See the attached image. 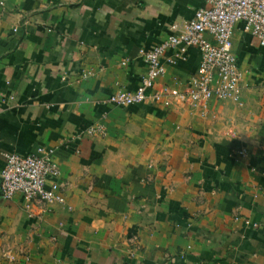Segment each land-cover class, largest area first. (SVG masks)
Instances as JSON below:
<instances>
[{
	"label": "crops",
	"instance_id": "crops-1",
	"mask_svg": "<svg viewBox=\"0 0 264 264\" xmlns=\"http://www.w3.org/2000/svg\"><path fill=\"white\" fill-rule=\"evenodd\" d=\"M206 4L0 0V173L7 152L53 147L66 196L27 208L21 193L3 197L0 176V264H264L259 38L233 28L240 104L107 101L134 90L143 51ZM200 60L191 47L158 81L180 86ZM94 123L105 130L89 133Z\"/></svg>",
	"mask_w": 264,
	"mask_h": 264
},
{
	"label": "built area",
	"instance_id": "built-area-1",
	"mask_svg": "<svg viewBox=\"0 0 264 264\" xmlns=\"http://www.w3.org/2000/svg\"><path fill=\"white\" fill-rule=\"evenodd\" d=\"M191 19L171 24V33L162 42L143 51L147 72L134 90L119 88L108 102L126 106L146 101L166 105L174 103L200 108L205 114L213 99H230L242 103L244 78L233 51V28L239 21L244 29L259 38L264 46V0H206ZM17 30V28H14ZM191 47L197 48L201 60L197 70L180 86L160 83L170 64L185 59ZM88 72H83L87 76ZM102 124L88 127L89 133L103 132ZM1 170L2 194L6 199L21 193L30 208L34 201L64 203L65 182L53 147L41 145L28 154L7 152ZM31 214V213H30Z\"/></svg>",
	"mask_w": 264,
	"mask_h": 264
}]
</instances>
